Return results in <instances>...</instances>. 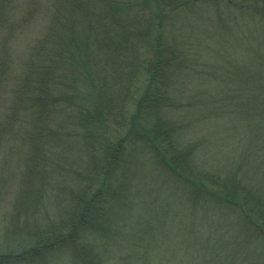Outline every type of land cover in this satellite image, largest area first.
I'll return each instance as SVG.
<instances>
[{"label": "trees", "instance_id": "1", "mask_svg": "<svg viewBox=\"0 0 264 264\" xmlns=\"http://www.w3.org/2000/svg\"><path fill=\"white\" fill-rule=\"evenodd\" d=\"M44 2L0 0V148L35 215L0 264H264V0Z\"/></svg>", "mask_w": 264, "mask_h": 264}, {"label": "rangeland", "instance_id": "2", "mask_svg": "<svg viewBox=\"0 0 264 264\" xmlns=\"http://www.w3.org/2000/svg\"><path fill=\"white\" fill-rule=\"evenodd\" d=\"M26 0H15V6L18 10L15 13L16 17L23 15V9ZM39 6L45 5L44 0H38ZM39 9L30 22L24 23L20 30L12 31L10 41L12 48L8 53L15 54L22 57L24 56L25 46H29L33 39L38 37L45 27L43 16L39 13ZM14 17V18H16ZM18 19V18H16ZM6 33L0 30V43L2 42V35ZM28 44V45H27ZM14 148V147H13ZM9 158V159H8ZM23 174V169L18 161L5 150L4 147L0 148V255L5 252L19 253L26 248L32 246L33 240L26 239V230L29 222L35 218L31 215L29 205L32 202L31 192L27 190L33 184H28L26 193L30 195H23L21 188L22 182H19ZM25 227V228H24Z\"/></svg>", "mask_w": 264, "mask_h": 264}]
</instances>
